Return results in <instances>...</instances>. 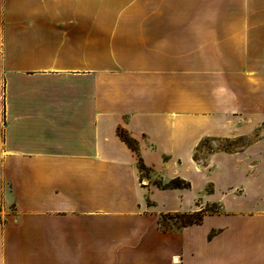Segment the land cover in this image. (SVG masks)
Here are the masks:
<instances>
[{
	"label": "crops",
	"instance_id": "0c3cea01",
	"mask_svg": "<svg viewBox=\"0 0 264 264\" xmlns=\"http://www.w3.org/2000/svg\"><path fill=\"white\" fill-rule=\"evenodd\" d=\"M0 264H264V0H0Z\"/></svg>",
	"mask_w": 264,
	"mask_h": 264
},
{
	"label": "rangeland",
	"instance_id": "374dc122",
	"mask_svg": "<svg viewBox=\"0 0 264 264\" xmlns=\"http://www.w3.org/2000/svg\"><path fill=\"white\" fill-rule=\"evenodd\" d=\"M201 147H202V151H201L200 157H204L205 153L208 152L209 150H211L213 148L229 149L230 147H232V143L221 142L220 144L212 145L209 142H205L202 144ZM146 173L147 172H143V174H146ZM206 211H217V206H215V205L208 206V207H206ZM200 214H202V213L182 214V217L180 214H174V215L180 216L179 218L175 217V220H173L174 215H170V216H168L169 220H167L166 222H162L161 227L164 229H179L182 227V224H184V223L187 224L192 219L196 220V219L202 217Z\"/></svg>",
	"mask_w": 264,
	"mask_h": 264
},
{
	"label": "trees",
	"instance_id": "16d2710c",
	"mask_svg": "<svg viewBox=\"0 0 264 264\" xmlns=\"http://www.w3.org/2000/svg\"><path fill=\"white\" fill-rule=\"evenodd\" d=\"M118 135L119 137L122 139V141H124L126 143V145L132 149L133 151H136V143L134 140H132L122 129H118ZM139 170L141 172H147L146 168L144 167V165L139 162ZM157 186L158 187H162V188H188L189 187V183H186L185 181L179 179V178H176L172 181H170L168 184H161V183H157ZM202 216V214H200ZM174 217L176 218H179L180 216L178 215H174ZM182 217V215H181ZM201 217L194 220H190V222H188L187 224H182V226H187V225H193V224H199L200 221H201ZM160 226H161V223H160Z\"/></svg>",
	"mask_w": 264,
	"mask_h": 264
},
{
	"label": "built area",
	"instance_id": "2783aa9c",
	"mask_svg": "<svg viewBox=\"0 0 264 264\" xmlns=\"http://www.w3.org/2000/svg\"><path fill=\"white\" fill-rule=\"evenodd\" d=\"M174 217V216H173ZM173 220H175V217L173 218Z\"/></svg>",
	"mask_w": 264,
	"mask_h": 264
}]
</instances>
